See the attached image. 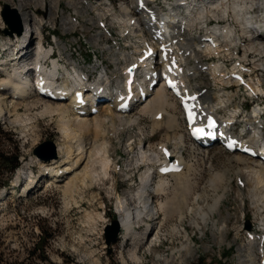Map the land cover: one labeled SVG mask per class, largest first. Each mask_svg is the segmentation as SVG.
Returning a JSON list of instances; mask_svg holds the SVG:
<instances>
[{"label":"rangeland","instance_id":"374dc122","mask_svg":"<svg viewBox=\"0 0 264 264\" xmlns=\"http://www.w3.org/2000/svg\"><path fill=\"white\" fill-rule=\"evenodd\" d=\"M89 1L94 6L103 3L101 0ZM252 1H254V17H257L258 13H261L256 7L258 0ZM17 2L20 3L22 9L26 6L24 10H28L34 15L37 26L40 27V30L43 28L41 30L42 36L48 34L46 23L41 21L42 16H44V21L48 24L51 23L49 24V34H55L61 40H59V44L67 46V52L62 51L63 55H60V53L55 55H59L58 59L63 60L62 64L67 65V56L73 54V58L79 62L80 67H83L85 72L89 74L92 71V66L99 62H102L101 67L107 64L112 69L107 59L110 53L103 52V50H108L106 49L108 44L100 43L99 46L93 44L95 43L93 33L97 30V26L92 25L94 31L86 29L89 26H86L89 23L86 20L92 18L91 15L95 10L86 13L77 3L67 0H52L44 9L41 8L40 2H34L33 0H0V5L1 7L8 5L12 8L17 5ZM110 2H113L112 5L115 8L117 17H122L121 4L125 0H110ZM230 2L231 5L237 3L234 0L233 2L230 0ZM243 2L248 5L246 0ZM74 8L80 11L78 15L80 20L86 18L83 19L84 23L79 20L78 26H80L82 32L72 33L69 30L68 33H62L60 20L73 12ZM55 12L60 15L58 21L60 25L53 27L56 24L54 22ZM96 13L103 14L104 12L96 9ZM104 17L108 23L111 22V16L108 13ZM1 22L0 47L6 42L8 43L7 38H9V36L2 34L7 26L4 25L2 18ZM40 23L42 24L40 25ZM250 35L252 36V33ZM35 37L37 36L35 35ZM48 38L44 37L46 40ZM124 45L126 44L123 42L122 46ZM17 53L15 52V54ZM3 54L7 53L3 52ZM13 57L12 55L9 58L10 60L6 59L5 63L1 61L0 76L5 74L7 70L12 71L14 65L10 61ZM263 59L264 44L255 61L260 63L264 61ZM33 62L32 58L28 61L31 65ZM102 68H99L94 76ZM259 78L264 82L263 73H259ZM204 85L207 86L208 84L204 83ZM234 89V86H232L233 93L236 94L232 104L240 105L243 102L241 94L234 92ZM175 106L176 115L179 117L181 124H179V129L166 128L162 124L161 127L151 132L153 120L149 116H140L137 126H131L119 136H113L112 132L108 133L111 143L114 144L111 158H113L116 169L110 171L111 176L108 181H104L105 188L111 187L120 196L134 194L137 191L144 171V167L138 165L140 163L137 157L139 140L145 142V148L149 150L147 154L153 153L154 150V152H157L162 144L171 148L176 154L180 155L182 153L185 159L184 171L187 172L188 176L190 175V182L193 184V186L190 185L189 193L184 190L185 200L178 201V206L184 218L181 221L177 217V211L174 208L176 204L173 209H171L172 206L166 205L169 198L174 195L172 187L165 195L150 193L152 202L157 207L155 219L151 222L153 230L150 233L153 237L150 236L147 242L141 246L138 253L141 257L139 262L132 261L129 258L128 242L125 241L121 245L122 239L120 238L119 228L115 241L108 238V235L113 234L115 231L114 221H117V204L115 195L109 193L107 189L99 188L94 184L92 188L85 187L84 190H78L73 195H64L54 185L48 183V185H45V180H41L37 183L36 188L33 186L30 193L22 194L20 185H25L29 182V177L39 173V163L41 161L47 162L57 156L56 144L61 141V135L55 120L48 115H39L36 110L28 114L22 106L18 107L17 115L14 116L11 111L9 117L1 119L0 155L8 157L17 155L20 163L19 168L12 175L7 168L1 165L0 253L3 256V261L9 263L22 262V264H94L95 259H98L99 261L96 264H236L239 253L238 247L247 242L248 233H262L264 230V204L257 202L255 199L251 200L252 195L248 193L251 184H247L243 180L246 176V173L244 174L241 169L243 164L238 159V161L235 160L236 158L232 153L227 154L223 150L218 152L217 147L205 152L193 145L190 137L185 132L181 112L177 104ZM8 109L11 110L10 105ZM37 111L39 112V107H37ZM19 115H21L20 119L15 120V117ZM139 128L142 129L140 135L137 134ZM179 134L185 135L184 141L186 143L183 146H179L175 142V138ZM128 136H132L128 141L132 148H129L128 142L125 141ZM46 142L51 143L53 147L46 146L41 157L34 154V150ZM159 161L155 160L151 171L154 170V166ZM28 171H31L32 175H27ZM215 171L223 174L222 185L230 188V193L227 190L220 207L222 214L227 219V238L222 243L219 242L218 238H215L214 235L217 234V231L213 229V222L220 227L222 224L221 219L217 213L214 215H208L207 213L208 205L206 203L211 204L210 199L207 202L198 200L199 202L195 203L193 201L194 196L197 194L202 192L213 193L212 188L207 184L208 180L216 173ZM19 172L24 178L21 179V183L17 188H12V182L17 178ZM236 172H239L238 175H236ZM168 177H164L168 184L174 185L177 179L170 174ZM159 179L154 172L153 182H157ZM237 182L242 183V185L237 184ZM221 189L218 190V193H221ZM239 189L241 192L240 198L238 197ZM240 200H243L242 204ZM201 212L207 213L208 220L206 222H203L200 218ZM173 226L178 227L181 234L172 232L170 229ZM238 226L241 227L240 230H238ZM186 239L187 241L190 239V244L194 249L193 254L190 256H187L181 247L186 244ZM36 243L40 247L38 256H28V251ZM156 254H159V257ZM121 256H123L125 263L122 262Z\"/></svg>","mask_w":264,"mask_h":264},{"label":"bare ground","instance_id":"6f19581e","mask_svg":"<svg viewBox=\"0 0 264 264\" xmlns=\"http://www.w3.org/2000/svg\"><path fill=\"white\" fill-rule=\"evenodd\" d=\"M101 1L103 3L110 2V0ZM131 1L132 0H125V2L121 4V6L125 7V5H127ZM173 1L175 0H168L167 4L172 5ZM207 1L208 3H210L208 12H211L210 16L212 18L225 19L230 15L229 18H231L233 22L239 26V28H241V32H243L244 36L246 37V50H242V48H240L241 32H239V28L227 31V34L223 37H220L218 34L209 33L207 35L209 37H213L216 40V44L218 45V47L215 46L211 49L217 52H221L223 58L231 57L233 50L238 51L243 56L255 58L257 53L261 50V48H263L260 46L264 44V0H258V2L256 3L257 9L261 11V13H258L257 17H254V1L252 0H246L248 5L244 4V0H234L237 3H233L230 6V9L227 8L230 3L228 2V0ZM18 2L17 5H15V7L13 8L17 9L21 19V23L25 25V31L23 35L17 37L16 39L7 38L8 43L6 42L5 44H3V47L11 45L13 43L15 44L16 42H20V47L22 48L19 50V52L26 51L25 57H21L22 60L26 61V64L24 66H14L12 68V71L7 70L5 74H2L0 76V120L9 117L11 111L14 113V116L17 115L18 107L22 106L28 114L36 110L39 115H48L51 119L55 120L57 129H59L61 135V141L56 144L57 156L47 162L41 161L39 163V173L36 175L33 174L32 177H29V182L25 183V185H20V188H22V194L25 195L26 193H30L33 189V186L34 188H36L37 183H39V181L41 180H45V185L47 183L54 185L57 189L61 190L64 195H73L74 193H77L78 190H81L85 187L92 188L94 184H96L99 188L107 189L109 193H113L115 195L117 204L116 222L117 227L120 229V238L122 239L121 245H123L125 243V240L127 239H130V241L132 240L128 245L130 253L129 258L132 261L139 262L141 257H139L138 253L141 250V246L147 242L150 236L153 237L150 233L153 230L152 228H150L148 236L146 235V232H143L148 226L151 225V222L155 219L154 216L157 208L152 202L150 193H159L165 195L167 194L169 188L172 187L173 191H171L174 193V195L172 194L173 196L169 198L166 205L170 207L172 206L171 209H173V206L176 204V207L174 208L177 211V217L181 221L184 218L182 212L180 211V207L178 206V201L182 202L185 200L184 190L188 192L192 183L190 182V175H187V172L184 171V168L180 173L170 174L177 179L174 185L168 184L164 177L160 178L157 182H153V173L155 172V169L153 168L154 170L151 171V167L152 165H154L153 163L155 162V160H161V149L163 147H166V145L162 144L158 148L157 152H154V150L153 153L147 154L149 150L145 148V142H143V140H139V152L137 153V157L139 160L138 162L140 163L138 165H142L144 167V171L141 175V182L137 191L134 194H125L124 196H120L111 187L108 186V188H105L104 181H108L109 177L111 176L110 171L116 169L113 158H111V152L114 151V144L111 143V139H109L108 133L112 132L111 134L113 136H119L123 131L131 128V126H137V124L139 123L138 121H140V116H149L153 120V127L151 132H154L157 128L161 127L162 124H164L166 128L170 127L179 129L180 122L179 117L176 115V103H174L172 95H170L169 92H167L163 88L158 87V85L156 86V89L154 91L147 92L144 101H141L140 104L135 105L134 107L132 106L127 113L117 112L115 110L116 106L118 105L117 103H114L112 105H110V103H106L96 106L97 111L95 114H90L87 109L86 115H79L75 110L76 98H74L72 94L68 97L69 100L67 101L54 102L42 99L33 90L31 80L28 76L30 74V70L32 68L34 69V67L38 65L39 61H43L53 50L54 46L50 49H43L40 42H37L35 44L33 43L34 40L32 38V35L35 39L38 40V36L35 37V35L40 34V36L42 37L41 30H43V28H41L40 30V27L36 24V18L34 17V15L31 14L28 10H24L26 6L24 7V9H22V6ZM88 2L92 4V2H90L89 0ZM198 5L202 6L203 4L200 3ZM220 5H223V8H221ZM213 9L215 10L213 11ZM76 12L80 14V11ZM123 12L126 13V8L123 9ZM157 13L159 18L163 17L166 14V12L162 10H158ZM102 17L103 16L101 15L99 20H102ZM202 18L203 13H199L198 16L194 18L195 22L193 21L191 23V28L195 26L194 23H202ZM185 19H187L186 21H188L189 17H185ZM99 20H94V17L88 18L86 21L89 23L86 24V26H89L86 27V29H93L92 25H97L99 27ZM60 21L62 25V33H68L69 30L73 32V30L78 27V24L80 23L79 20L77 22V19L72 20V17L70 15L62 17ZM118 21L123 22V19H118ZM41 24L42 23H40V25ZM203 26V24L200 25L197 32H200L205 36L206 31L204 30ZM212 32L215 33L214 31ZM100 33V29L98 28L93 33V37H95V43L93 44H95V46H99L100 44L97 37L100 35ZM250 33H252V36L250 35ZM260 33L263 36H261ZM54 38L57 40L56 37ZM252 40H255L254 44L251 43ZM28 41V47L25 48V45L28 43ZM256 46L259 47V50ZM57 47V53H60V55H63L62 51L67 52V46L64 44H59L58 40ZM122 47H124V49H122ZM109 48L110 45H108L106 49L109 50ZM119 48H121L119 49V52H121L119 54L128 55L126 50L134 51V48L127 44L121 47L119 46ZM67 57V61L69 64L68 66L60 63L59 66L55 64L50 69L47 68L48 71H46L47 69H44L45 72L49 74V77L53 75H60V77L62 78L59 80V83L52 82L53 85H58L59 88L64 90H69L70 87H75L76 85L81 86L86 91L84 93V100L87 104L89 103L90 105L92 103V100L91 98H89V96L91 94L92 88L97 89L99 87H103V89L107 91L108 96L111 95L114 88L116 90L120 89L121 82L119 74L122 69L117 72L115 70H111L110 67L105 64L102 65V70L94 76V73L98 72L99 70V63H96L92 66V71L89 74L88 72H85V69L83 67H80L79 62L76 59H73V54H69ZM31 58L34 62L32 64V68L30 69L28 61ZM97 59L99 58L97 57ZM3 63H5V61ZM67 67L73 68V72L68 71ZM127 67L128 64L124 65L123 70ZM255 68L259 70V73L264 74V61L257 63L255 65ZM71 73H73V75H71ZM77 75L79 76L78 79H76ZM91 75L94 76L92 80H90ZM214 79L215 82L217 81L221 86H227L229 84V81H221V79L217 77H214ZM49 81L50 79H46L45 83ZM134 88L135 87L133 86L132 90ZM255 90L257 94L261 92L259 86H257ZM214 94L215 98L218 99L215 105L219 108L226 106L227 102L232 100L234 97V94H229L228 92L227 96L220 95L217 93V91L214 92ZM252 104L255 108H261L260 112L264 111V99L255 100L252 102ZM9 105L11 106V110L8 109ZM37 107H39V112L37 111ZM236 110L237 109H231V112L234 113V111L236 112ZM157 114H161L160 119L155 118ZM256 114L257 112H254V115ZM20 116L21 115L15 117V120H19ZM259 122H263V120L259 119ZM195 125L198 126L197 124ZM141 130L142 129L139 128V130L137 131L138 135H140ZM173 135L175 136V134ZM131 137L132 136H128L125 141L128 142ZM184 137V134L177 135L175 138V142L179 144V146H183L186 143L184 141ZM190 141L192 140L190 139ZM130 146L131 144H129V148H132ZM214 147H217L218 152H221L223 150L218 144H215ZM178 156H180L179 160L184 167L185 159L182 156V153H180V155ZM233 156H235V160L238 159L241 164H243L241 169L244 174L246 173V176L243 180L244 182L246 181L247 184H251V187L248 190V193H251L250 195H252L251 200L255 199L257 202H262L264 204V163H259L255 160H252L246 155L243 156L234 153ZM168 161H171V159H169ZM168 161H165L164 164H167ZM20 172L17 175L16 180L12 182V188L17 187L16 183L18 179L21 180L22 178H24L20 175ZM236 173V175H238L239 172ZM222 179V173H214L213 177L208 180L207 184L210 188H212L211 190H213V193L207 194L206 192H202L195 195L193 198V201L195 203H198L199 201L207 202V200L209 199L212 202L211 204L206 203V205H208L207 213L208 215H214L217 213L221 219L222 224L220 227H218L215 222H213V229L214 231H217V234H215L214 236L215 238H218L219 242L221 243L224 242L227 238V219L226 216L222 214L220 207L223 203L222 199L224 198V195H226L227 190L230 193V188L228 186L222 185ZM219 189H221V193H218ZM179 193L180 196L178 197ZM240 196L241 192L239 189L238 197L240 198ZM240 201L242 204L243 200ZM207 213H200V218L203 222H206L208 220ZM140 216H142L143 218L140 219L138 223L139 225L140 223H143V225L145 224V228L141 232L139 230H136L133 233L134 235H132V231L136 223L135 218H140ZM237 228L238 230H240L241 227L238 226ZM170 230H172V232L174 233L181 234L179 228L176 226H173ZM248 234L253 235V238L247 239V242L243 246L240 245L238 247L239 253L236 264H262L264 260V230L262 231V233L249 232ZM181 247L185 251V254L187 256L193 254L194 249L190 244V239L188 241L186 239V244ZM156 256L159 257V254H156ZM121 259L122 262L125 263L123 256H121ZM98 261V259H95L94 264L98 263Z\"/></svg>","mask_w":264,"mask_h":264},{"label":"water","instance_id":"95a60500","mask_svg":"<svg viewBox=\"0 0 264 264\" xmlns=\"http://www.w3.org/2000/svg\"><path fill=\"white\" fill-rule=\"evenodd\" d=\"M1 18H2L4 25L7 26V28H5L2 31V34L8 35L10 37H12L13 34H16L18 36L22 34L23 24L21 23V19H20V16H19L17 9L10 8L8 5H4L2 7V11H1ZM49 145L52 146L51 143H49V142L42 144L40 147H37L34 150V154L41 157L43 155L42 154L43 149ZM114 228H115V231L113 232V234L110 233L108 235V238H111L112 241L116 240V235H117L116 233L118 232V227H117L116 221H114Z\"/></svg>","mask_w":264,"mask_h":264},{"label":"trees","instance_id":"16d2710c","mask_svg":"<svg viewBox=\"0 0 264 264\" xmlns=\"http://www.w3.org/2000/svg\"><path fill=\"white\" fill-rule=\"evenodd\" d=\"M1 165H3L4 168H7V170L9 171V173L12 175L16 169L20 166V163L18 161V156H3L2 154L0 155V171H1ZM40 250V247L38 246V243H36L34 245V247L29 250L28 252V256L30 257H34L35 255L38 256V252ZM0 264H22V262L16 263V262H12L9 263L7 261H3V256L0 253Z\"/></svg>","mask_w":264,"mask_h":264},{"label":"built area","instance_id":"2783aa9c","mask_svg":"<svg viewBox=\"0 0 264 264\" xmlns=\"http://www.w3.org/2000/svg\"><path fill=\"white\" fill-rule=\"evenodd\" d=\"M34 2H40L41 4V8L42 6L44 5V3L46 2V0H33ZM67 1H71V2H75V3H79V0H67ZM43 9V8H42ZM41 21H43V23H46V30H48L49 28V24L51 23H47L46 21H44V16H42L41 18ZM239 28V26H238ZM239 32H241V28H239ZM211 34H216V33H213V32H210ZM245 40H246V37L244 36V33L241 32V45H240V48H242V50H246L245 48ZM218 47V46H217ZM256 52V50H255ZM252 58V57H251Z\"/></svg>","mask_w":264,"mask_h":264}]
</instances>
